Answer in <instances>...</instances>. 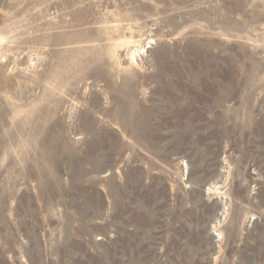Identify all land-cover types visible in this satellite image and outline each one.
<instances>
[{"label":"rangeland","instance_id":"rangeland-1","mask_svg":"<svg viewBox=\"0 0 264 264\" xmlns=\"http://www.w3.org/2000/svg\"><path fill=\"white\" fill-rule=\"evenodd\" d=\"M0 264H264V0H0Z\"/></svg>","mask_w":264,"mask_h":264}]
</instances>
